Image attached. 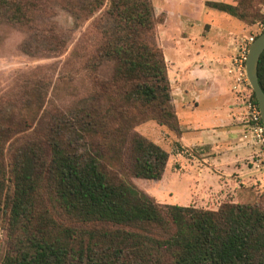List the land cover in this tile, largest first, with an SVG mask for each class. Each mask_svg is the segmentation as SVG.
<instances>
[{"label": "trees", "instance_id": "16d2710c", "mask_svg": "<svg viewBox=\"0 0 264 264\" xmlns=\"http://www.w3.org/2000/svg\"><path fill=\"white\" fill-rule=\"evenodd\" d=\"M64 1L79 25L95 16L90 53L72 56L91 74L104 66L111 74L92 78L76 139L51 120L28 133V118L0 108V223L5 217L13 240L1 264H264V192L263 203L184 206L158 202L129 178L160 179L169 158L137 126L153 120L180 131L157 37L166 16H155L152 0ZM233 1L205 5L247 25L264 20L255 9L264 0ZM41 5L0 0V12L23 24ZM258 79L264 91V51Z\"/></svg>", "mask_w": 264, "mask_h": 264}, {"label": "crops", "instance_id": "0c3cea01", "mask_svg": "<svg viewBox=\"0 0 264 264\" xmlns=\"http://www.w3.org/2000/svg\"><path fill=\"white\" fill-rule=\"evenodd\" d=\"M198 1L209 17L186 24L169 55L163 50L180 131L153 120L137 127L169 153L162 177L141 180L142 189L158 202L184 206L252 202L264 169H255L254 147L243 137L244 108L225 69L248 38V25Z\"/></svg>", "mask_w": 264, "mask_h": 264}, {"label": "rangeland", "instance_id": "374dc122", "mask_svg": "<svg viewBox=\"0 0 264 264\" xmlns=\"http://www.w3.org/2000/svg\"><path fill=\"white\" fill-rule=\"evenodd\" d=\"M152 2L155 16L167 17L166 22L158 25L157 37L168 55L176 43V36L186 24H194L196 19L206 20L209 17L208 11L199 5L198 0ZM41 7L39 15L28 17V21L23 24L9 22L0 12V108L6 117L9 116L6 112H10L15 113L16 117L28 118L31 126L28 133H34L43 119L51 120L57 126H65L66 136L76 139L80 120L78 109L84 100L87 104L92 101L97 89L91 80L95 77L105 80L111 74L110 67L104 66L98 73L91 74V70H84L83 64L77 60L79 57L72 56L80 48L83 54L90 53L95 16L79 25V20L65 8L64 0H42ZM255 7L262 10L256 1ZM259 21L248 24L249 36L258 33ZM56 35L63 43H54L53 36ZM13 147L9 145V149ZM123 157L128 177L132 160L129 146ZM129 178L140 189H146L147 186L141 181L145 179L131 175ZM263 192L264 184L257 185L252 203H263ZM167 202L172 203L169 200ZM204 205L216 207L210 203ZM12 249L13 240L7 220L3 217L0 223V264Z\"/></svg>", "mask_w": 264, "mask_h": 264}, {"label": "built area", "instance_id": "2783aa9c", "mask_svg": "<svg viewBox=\"0 0 264 264\" xmlns=\"http://www.w3.org/2000/svg\"><path fill=\"white\" fill-rule=\"evenodd\" d=\"M262 31H264V20L258 22V33ZM258 33L250 35L240 45L236 54L230 57L225 69L232 80V91L240 99L244 108L242 120L245 130L243 137L253 145L254 153L252 159L255 169L261 171L264 169V126L258 103L253 99V90L246 74L248 49ZM263 184L261 185L263 186Z\"/></svg>", "mask_w": 264, "mask_h": 264}, {"label": "water", "instance_id": "95a60500", "mask_svg": "<svg viewBox=\"0 0 264 264\" xmlns=\"http://www.w3.org/2000/svg\"><path fill=\"white\" fill-rule=\"evenodd\" d=\"M263 51H264V31L258 34L256 38L251 42L246 59V74L250 86L257 99V103L261 113L262 123L264 126V91L258 79V63Z\"/></svg>", "mask_w": 264, "mask_h": 264}]
</instances>
